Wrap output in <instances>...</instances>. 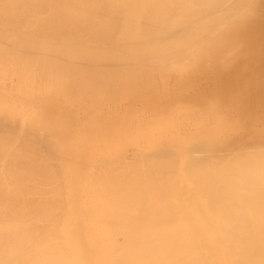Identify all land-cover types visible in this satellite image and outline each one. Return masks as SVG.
I'll use <instances>...</instances> for the list:
<instances>
[{
  "label": "bare ground",
  "instance_id": "6f19581e",
  "mask_svg": "<svg viewBox=\"0 0 264 264\" xmlns=\"http://www.w3.org/2000/svg\"><path fill=\"white\" fill-rule=\"evenodd\" d=\"M260 2L0 0V264H264V131L169 134L187 115L142 146L87 150L10 101L24 88H38L33 108L87 89L163 98L157 78L262 33Z\"/></svg>",
  "mask_w": 264,
  "mask_h": 264
},
{
  "label": "rangeland",
  "instance_id": "374dc122",
  "mask_svg": "<svg viewBox=\"0 0 264 264\" xmlns=\"http://www.w3.org/2000/svg\"><path fill=\"white\" fill-rule=\"evenodd\" d=\"M260 3L261 7L264 8V0H261ZM260 15H264V10L261 11ZM262 18L264 19V16H262ZM233 39H235L233 41L234 44L232 42L227 44L226 40H224L226 42L224 43L226 44L225 46L222 44V47L220 46L221 48H217L215 51H207V53L210 52V55L212 54L213 57H211V55L204 60L205 62L201 61L203 65H201L200 62H189L187 65L185 64L186 66H178L174 71H171L170 74L165 75L164 78H157L161 83L168 79L165 81L168 83L165 85L167 89L166 93H161L163 98L159 97V93L152 94L147 92L146 88L141 89L142 91L138 93L137 98L131 95H125L121 92L107 94L87 89L76 91V96L75 92L70 93L64 104L59 108L46 106L44 103H40L36 108H33L32 105H34V101H36L34 98L39 93L38 88H24V91L21 93V96H24V98L21 99L18 93L12 90L14 97L11 98L10 101H15L18 106L24 105L23 110L27 107L28 112L36 113V116L40 119H51L52 126L66 135L65 140L69 138L70 142L73 144L82 143L87 150L90 147L92 148L93 145L95 146V144L104 146L105 143H117L120 138L122 141L130 142L133 140L134 136L138 137L140 146H142L143 143L145 144L149 141V137H151L152 133L154 136L163 133V130L156 128V126L160 125L162 127L166 124H173L178 120L181 121L182 117V120L185 121V119L187 120V117L189 118L190 116L189 122L181 123V125L180 122L177 123L178 128L177 126L170 128L168 131L169 134L177 133L178 135L179 133L181 136H186L197 132L204 126L215 127V125H218L223 129V132L225 131V133L231 136L247 135L248 131L253 130L254 132H258V130L263 132L264 29L262 33L253 35L247 44L241 39L239 40L237 36H234ZM236 39L239 41L235 43ZM252 45L255 47L253 48ZM230 48V53H227ZM218 51L219 53H216L214 57L215 52ZM216 57L219 58V63ZM195 65L197 67H195ZM211 66H213V68ZM179 68H182V70ZM181 71L183 72L184 82H182L183 78L180 76L182 75ZM32 79L31 84H33V86H36L35 84L42 85L45 83V80H42L40 77H33ZM16 81V77L8 80L9 83ZM152 95L155 96L153 97ZM72 99L74 100L71 101ZM176 99L177 101H175ZM173 100L175 102H173ZM107 102L109 103L107 104ZM88 110L90 111L89 113L87 112ZM61 111H64V115ZM66 111H68V113ZM106 111L109 112L107 113ZM51 112L53 114H51ZM85 114L87 116H85ZM82 115L84 120L82 119ZM92 115H95V117ZM176 115H180L178 119ZM87 118H90L91 121ZM152 119L153 121L154 119L157 120L154 126L152 125ZM67 120H69L68 123H66ZM190 122L193 123L191 124ZM62 124L65 126H62ZM65 127H69L71 129L70 132H68L69 128L67 129ZM107 127L113 129L111 134L106 132ZM63 128L68 131L66 130L64 132ZM190 128L194 131H189L188 129ZM85 142L90 145H86ZM126 148H128V150H126V156L128 159H132L134 157L135 147L127 145Z\"/></svg>",
  "mask_w": 264,
  "mask_h": 264
}]
</instances>
